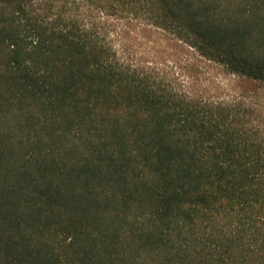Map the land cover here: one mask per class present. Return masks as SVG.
<instances>
[{
	"label": "trees",
	"instance_id": "trees-1",
	"mask_svg": "<svg viewBox=\"0 0 264 264\" xmlns=\"http://www.w3.org/2000/svg\"><path fill=\"white\" fill-rule=\"evenodd\" d=\"M0 264H264V0H0Z\"/></svg>",
	"mask_w": 264,
	"mask_h": 264
},
{
	"label": "rangeland",
	"instance_id": "rangeland-1",
	"mask_svg": "<svg viewBox=\"0 0 264 264\" xmlns=\"http://www.w3.org/2000/svg\"><path fill=\"white\" fill-rule=\"evenodd\" d=\"M123 37L128 52L147 61L165 60L181 53L166 36L154 31L132 28Z\"/></svg>",
	"mask_w": 264,
	"mask_h": 264
}]
</instances>
